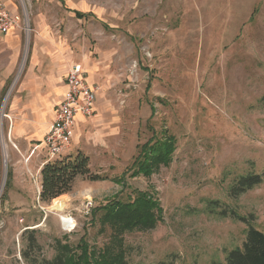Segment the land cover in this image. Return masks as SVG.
Wrapping results in <instances>:
<instances>
[{"label": "rangeland", "instance_id": "374dc122", "mask_svg": "<svg viewBox=\"0 0 264 264\" xmlns=\"http://www.w3.org/2000/svg\"><path fill=\"white\" fill-rule=\"evenodd\" d=\"M15 2L25 43L61 44L94 66L121 125L106 160L91 167L108 179L78 177L63 209L53 208L38 193L46 152L30 158L7 136L2 91L0 264H41L59 244L76 254L81 244L125 248L127 264H226L249 226L264 231V182L232 194L240 177L264 172V0ZM150 139L171 148L169 162L145 174L135 158ZM141 193L156 224L123 232L112 246L107 208ZM225 208L244 219L221 215Z\"/></svg>", "mask_w": 264, "mask_h": 264}, {"label": "crops", "instance_id": "0c3cea01", "mask_svg": "<svg viewBox=\"0 0 264 264\" xmlns=\"http://www.w3.org/2000/svg\"><path fill=\"white\" fill-rule=\"evenodd\" d=\"M0 1L12 12L18 13L15 0ZM41 41L35 38L25 43L19 28L0 33V99L2 91L8 90L4 110L7 136L14 140L21 153H27L30 158L45 153L42 142L67 90L69 68L79 63L89 84L98 89L97 115L93 118L77 117L75 136L67 152L84 151L90 157L93 168V163L106 160L111 135L120 132L121 120L116 114V105L106 99L104 85L97 83L94 66L76 61L71 51L61 44L45 48ZM44 161L39 165V196ZM69 195L63 194L60 199Z\"/></svg>", "mask_w": 264, "mask_h": 264}, {"label": "trees", "instance_id": "16d2710c", "mask_svg": "<svg viewBox=\"0 0 264 264\" xmlns=\"http://www.w3.org/2000/svg\"><path fill=\"white\" fill-rule=\"evenodd\" d=\"M79 18L90 16L91 14L76 11ZM170 145L164 140L150 139L141 146L135 163L138 160V172L149 174L153 170L152 166L160 162H169ZM85 177L91 181L108 179L100 173L92 172L90 157L84 152H77L75 155L67 154L59 159L52 160L44 164L42 169V186L40 199L42 202H51L63 194L73 191L78 177ZM264 182L263 174L253 173L239 178L238 185L232 193L234 196L254 188ZM103 216L104 222H109L115 233L113 239L116 243H122L123 232L133 229L152 228L157 222L155 208L145 194H140L134 202H118L107 208ZM223 216L232 215L238 217L233 210L223 209ZM81 252L72 253V248L59 244L56 255L50 260H43L41 264H127L125 260V248L113 251L109 246L102 250L91 249L85 244L80 245ZM212 264H223L214 261ZM226 264H264V231L249 226L246 231V238L241 247H235L227 251Z\"/></svg>", "mask_w": 264, "mask_h": 264}, {"label": "built area", "instance_id": "2783aa9c", "mask_svg": "<svg viewBox=\"0 0 264 264\" xmlns=\"http://www.w3.org/2000/svg\"><path fill=\"white\" fill-rule=\"evenodd\" d=\"M20 21L21 16L9 10L5 3L0 1V33L9 32ZM97 98L98 89L89 84L82 65L73 64L67 74V90L42 142L47 156L43 165L66 154L75 136L77 117H95L97 115ZM62 223L65 231L71 232L76 227L75 219L72 216L63 218Z\"/></svg>", "mask_w": 264, "mask_h": 264}, {"label": "bare ground", "instance_id": "6f19581e", "mask_svg": "<svg viewBox=\"0 0 264 264\" xmlns=\"http://www.w3.org/2000/svg\"><path fill=\"white\" fill-rule=\"evenodd\" d=\"M64 203L63 200L59 198H55L53 208L63 209ZM64 219L66 217H63Z\"/></svg>", "mask_w": 264, "mask_h": 264}]
</instances>
